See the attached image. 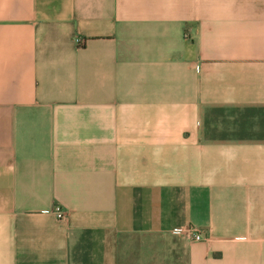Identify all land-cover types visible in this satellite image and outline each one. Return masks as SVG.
Returning <instances> with one entry per match:
<instances>
[{
    "label": "crops",
    "instance_id": "obj_1",
    "mask_svg": "<svg viewBox=\"0 0 264 264\" xmlns=\"http://www.w3.org/2000/svg\"><path fill=\"white\" fill-rule=\"evenodd\" d=\"M0 264H264V0H0Z\"/></svg>",
    "mask_w": 264,
    "mask_h": 264
},
{
    "label": "built area",
    "instance_id": "obj_2",
    "mask_svg": "<svg viewBox=\"0 0 264 264\" xmlns=\"http://www.w3.org/2000/svg\"><path fill=\"white\" fill-rule=\"evenodd\" d=\"M186 35H187V34H186ZM77 40H78V42L81 41L80 38H78ZM53 212L56 214V216H57L58 218H63V217L65 216V211L61 208L60 205H56V206H54V208H53ZM200 237H201V236H200L199 233L194 234V238H195V239H200Z\"/></svg>",
    "mask_w": 264,
    "mask_h": 264
}]
</instances>
